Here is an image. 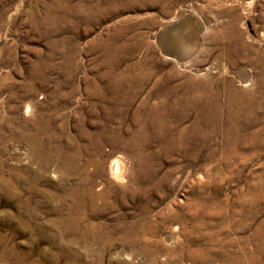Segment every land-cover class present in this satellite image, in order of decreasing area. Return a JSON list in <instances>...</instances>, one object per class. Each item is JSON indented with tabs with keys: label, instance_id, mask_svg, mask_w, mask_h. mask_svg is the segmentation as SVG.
<instances>
[{
	"label": "rangeland",
	"instance_id": "obj_1",
	"mask_svg": "<svg viewBox=\"0 0 264 264\" xmlns=\"http://www.w3.org/2000/svg\"><path fill=\"white\" fill-rule=\"evenodd\" d=\"M0 264H264V0H0Z\"/></svg>",
	"mask_w": 264,
	"mask_h": 264
},
{
	"label": "bare ground",
	"instance_id": "obj_2",
	"mask_svg": "<svg viewBox=\"0 0 264 264\" xmlns=\"http://www.w3.org/2000/svg\"><path fill=\"white\" fill-rule=\"evenodd\" d=\"M183 9V8H182ZM184 13V12H183ZM181 16V15H180ZM186 17V16H185ZM189 17V16H188ZM177 19V18H176ZM182 19V17H181ZM175 20V19H174ZM176 21V20H175ZM175 21H172V23H174ZM181 21V20H180ZM183 21V20H182ZM191 21V20H190ZM179 22V21H178ZM186 23V22H184ZM190 23V22H189ZM176 23H174L175 25ZM187 24V23H186ZM168 25V24H167ZM170 25V24H169ZM172 25V24H171ZM185 28V27H184ZM165 30L167 29V26H165L164 28ZM183 30V29H182ZM161 32V31H160ZM163 32V31H162ZM177 32V31H176ZM178 33V32H177ZM176 34V33H175ZM179 35V34H178ZM191 35V34H189ZM177 37V35H175ZM179 42H176V44L178 45V47L182 46L181 42L182 40H178ZM173 44V42H172ZM186 44V43H185ZM197 50V49H196ZM167 51L168 53L170 52V56H174L176 58H181V57H184L186 54L182 52V50L180 49H175V47L173 46H169L167 48ZM186 51V50H184ZM187 52V51H186ZM238 74V73H237ZM239 76V75H238ZM116 78V77H115ZM109 174L112 178H115V179H118L120 178V173H121V170H120V163H119V160L117 159H113L111 162H110V165H109ZM131 192V191H130ZM144 192V191H143ZM106 203V202H105Z\"/></svg>",
	"mask_w": 264,
	"mask_h": 264
},
{
	"label": "water",
	"instance_id": "obj_3",
	"mask_svg": "<svg viewBox=\"0 0 264 264\" xmlns=\"http://www.w3.org/2000/svg\"><path fill=\"white\" fill-rule=\"evenodd\" d=\"M188 44L187 46L185 45V50L184 53L186 54L184 57L190 56L193 51L196 49L197 45H198V37L197 34L194 35L193 37H190V39L187 40ZM184 45V44H183Z\"/></svg>",
	"mask_w": 264,
	"mask_h": 264
}]
</instances>
